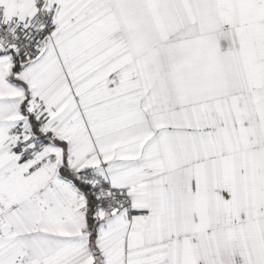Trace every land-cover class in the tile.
I'll return each instance as SVG.
<instances>
[{"label":"snow or ice","instance_id":"snow-or-ice-1","mask_svg":"<svg viewBox=\"0 0 264 264\" xmlns=\"http://www.w3.org/2000/svg\"><path fill=\"white\" fill-rule=\"evenodd\" d=\"M0 264H264V0H0Z\"/></svg>","mask_w":264,"mask_h":264}]
</instances>
